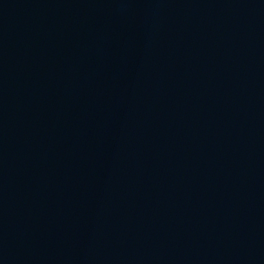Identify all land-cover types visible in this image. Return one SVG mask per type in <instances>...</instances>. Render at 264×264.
<instances>
[{"label":"water","instance_id":"95a60500","mask_svg":"<svg viewBox=\"0 0 264 264\" xmlns=\"http://www.w3.org/2000/svg\"><path fill=\"white\" fill-rule=\"evenodd\" d=\"M164 264H264V0H255Z\"/></svg>","mask_w":264,"mask_h":264}]
</instances>
